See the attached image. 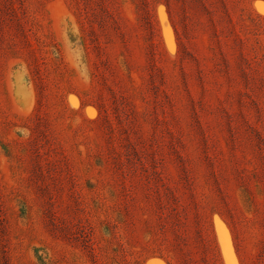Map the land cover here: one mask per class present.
Wrapping results in <instances>:
<instances>
[{
  "label": "rangeland",
  "instance_id": "obj_1",
  "mask_svg": "<svg viewBox=\"0 0 264 264\" xmlns=\"http://www.w3.org/2000/svg\"><path fill=\"white\" fill-rule=\"evenodd\" d=\"M3 46L41 109L0 149V264H264V0H0Z\"/></svg>",
  "mask_w": 264,
  "mask_h": 264
},
{
  "label": "trees",
  "instance_id": "obj_2",
  "mask_svg": "<svg viewBox=\"0 0 264 264\" xmlns=\"http://www.w3.org/2000/svg\"><path fill=\"white\" fill-rule=\"evenodd\" d=\"M38 42V45L40 47H43L44 44L38 39L36 40ZM77 45V44H76ZM6 46V45H5ZM5 46L0 47V53L3 54L7 59L9 57H12L10 50L5 51ZM13 47L11 51L16 52L18 54L17 58L22 60V48L16 47V45H12ZM79 50L81 48H84L83 43H79ZM46 48H50L48 45H45ZM14 57V56H13ZM6 61V60H5ZM26 62L27 66L22 63H18L12 67V73H11V79L14 84V93L17 98V100L21 103H27L32 101L35 102L34 110L37 113L41 109L40 104V96H41V88L39 87L40 84L36 81L35 77L31 75L30 68L28 65V62L24 60V63ZM63 107H64V100L62 101ZM62 106V105H61ZM67 105H65L66 107ZM36 113L32 114L29 117L25 118H19L17 117L11 110L10 102L7 97L6 88L4 84V79L0 78V149L5 152L8 148H11V145L14 144L15 140H10L8 138V132L10 130H14V133L16 134L17 138L26 139L28 136L26 132H31V127H35L39 124L38 123V117L36 119ZM33 137V136H32ZM34 139V138H33ZM35 140V139H34ZM4 195L0 193V202L6 205L7 203L11 206L18 205L20 206V193L23 195H26L24 192H19L16 189L15 190H6L4 191ZM3 197V198H2ZM27 200H29L27 198ZM20 211L22 210V207H19ZM28 212L29 207L27 209H23L22 212ZM27 214V213H26ZM17 217V216H16ZM164 258H167L170 260V263L173 264L174 261L172 260L171 254L170 255H160Z\"/></svg>",
  "mask_w": 264,
  "mask_h": 264
}]
</instances>
